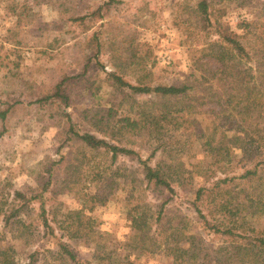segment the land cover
<instances>
[{
  "label": "rangeland",
  "instance_id": "374dc122",
  "mask_svg": "<svg viewBox=\"0 0 264 264\" xmlns=\"http://www.w3.org/2000/svg\"><path fill=\"white\" fill-rule=\"evenodd\" d=\"M198 1L0 0V247H13L15 264H27L34 255L38 258L36 264L67 263L56 253L54 241L37 240L42 228L37 220L36 203L27 212H15L20 203L13 199L14 191L28 194L30 189L37 187L35 177L44 171V164L58 161L68 153L65 139L70 125L80 129L82 123L86 129H91L92 125L83 119L82 113L96 106V101L88 93L81 95L74 108L62 110L39 104L36 100L46 96L64 74L78 73L88 58L94 56L97 51L92 41L94 34L101 35L103 54L98 58L99 64L95 59L91 61L87 77L88 81L94 82V87L99 88L97 101L103 108L111 106L109 100H122V108L135 111L136 103L142 104L150 99L131 96L128 91L115 93L108 85L106 74L115 69L109 55L122 45V41L134 40L146 45L154 57L155 66L150 74L141 68L128 67L125 70V80L131 84L142 80L150 86L180 85L190 74L201 73L200 70L195 72V66H202L200 68L207 79V67L213 69L215 64L212 58L225 54L226 48L216 36L202 31L195 16ZM207 1L211 17L242 35L245 46L257 53L259 73L246 70L251 66L249 64L243 62L242 68L240 65L249 85L264 83V0ZM105 4L108 7L101 11L104 17L92 19L91 13ZM241 23H247L249 27L246 30L238 28ZM147 47L142 48L143 51ZM231 57L230 53L228 63L233 59ZM207 62L209 66H204ZM203 88L187 99L169 101L171 117L168 115L164 120L160 117L163 110L157 104L155 114L160 127L151 129V138H135L126 145L139 152L143 160L155 149L153 162L180 164L184 179L189 175L186 171L197 172L191 165L203 156L197 150L186 149V145H190L188 135L195 129L210 127L212 121L223 123V115L217 112L218 109L211 111L215 107L213 98H207ZM217 115L219 119H216ZM123 141L128 140L125 137ZM192 155L194 157L190 158ZM240 158L241 151L235 150L232 163H237ZM202 162L205 163V158ZM96 163L107 169L110 161L95 156L92 164ZM136 167V158L120 157L115 166L108 169L117 175L118 184L113 187V195L105 206L92 204L80 194L63 193L55 198L53 210L57 211L58 224L69 212L79 211L85 219L83 231L89 233L88 247L84 245V238L68 240L81 260L86 259L89 264H171V258L166 257L164 250L136 258L127 247L134 235L127 213L139 198L135 189L131 197L127 195V185L123 181L126 177H131L129 181L139 177ZM198 181L195 177V182ZM191 194L186 196L184 191L178 190V195L170 203L174 214L185 213V202ZM154 200L149 194L145 202L153 204ZM185 214L189 219L194 218L190 211ZM58 224L52 223V227L57 228V237L67 241L68 236ZM263 224L264 217L255 222L256 227ZM24 226H29L31 237L26 235L28 232Z\"/></svg>",
  "mask_w": 264,
  "mask_h": 264
},
{
  "label": "trees",
  "instance_id": "16d2710c",
  "mask_svg": "<svg viewBox=\"0 0 264 264\" xmlns=\"http://www.w3.org/2000/svg\"><path fill=\"white\" fill-rule=\"evenodd\" d=\"M105 7L108 4L98 7L91 18L104 17L101 11ZM195 13L202 31L216 36L226 48L225 54L212 58L215 64L213 69L207 67V79L202 66H195V72L200 70L201 73L190 74L180 85L150 86L142 80L131 84L125 80V70L141 68L150 74L155 66L154 57L146 45L134 40L122 41V45L109 55L115 69L106 74L108 85L115 93L128 91L131 96L150 99L136 103L135 111L122 108V100H109L111 106L103 108L97 101L99 88L87 77L91 61L95 59L99 64L98 58L103 54L101 35L94 34L92 41L97 48L94 56L88 58L78 73L64 74L46 96L36 100L58 110L74 108L86 93L96 101L95 107L82 113L83 119L92 125L91 129H86L82 123L80 129L70 125L65 139L68 153L58 161L44 164V171L35 177L37 187L30 189L28 194L14 191L13 199L20 203L16 213L27 212L33 203L38 205L37 220L42 229L38 231L37 240L54 241L56 253L67 261L66 264H89L86 259L81 260L68 242L84 238V245L88 247L89 233L83 231L86 222L79 211L64 215L58 224L57 211L53 210L55 198L63 193L80 194L92 204L105 206L113 195V187L118 184L117 175L109 170L120 157L137 160L135 172L139 177L129 181L131 177L124 176L123 181L127 185L128 191L124 187L127 195L131 197L135 189L139 198L127 213L134 231L127 247L136 258L164 250L171 264H264V224L255 226V222L264 217V83L249 85L247 75L241 71L244 62L253 66L246 70L259 73L257 53L245 46L242 35L211 17L207 0L198 1ZM241 24H238L240 29L249 27L247 23ZM144 47L148 49L143 51ZM230 53L233 59L231 57L228 63ZM202 87L207 98H213L215 107L211 111L218 109L223 123L212 121L210 127L195 129L188 135L190 145H186V149L197 150L205 163L201 159L191 165L197 172L186 171L187 180L180 174V164L153 162L155 149L143 160L139 152L126 145L135 138H151V129L160 127L155 114L157 104L163 110L160 117L164 120L168 115L171 117L169 101L187 99ZM125 137L126 142L123 141ZM194 143L197 145H192ZM235 150L241 151V158L234 164L231 157ZM95 156L108 158L109 168L101 163L92 164ZM178 190L184 191L186 196L192 192L185 202L184 212H192L194 218H187L185 213L174 214L171 210L170 203ZM149 194L155 198L153 204L145 202ZM52 223L66 233L67 241L57 237V228L52 227ZM24 230L31 237L29 226H24ZM14 255L13 247H0V264H15ZM37 260L34 255L27 264H36Z\"/></svg>",
  "mask_w": 264,
  "mask_h": 264
}]
</instances>
